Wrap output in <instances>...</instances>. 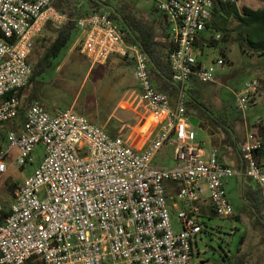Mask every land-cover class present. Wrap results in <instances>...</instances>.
Listing matches in <instances>:
<instances>
[{
  "label": "built area",
  "instance_id": "2783aa9c",
  "mask_svg": "<svg viewBox=\"0 0 264 264\" xmlns=\"http://www.w3.org/2000/svg\"><path fill=\"white\" fill-rule=\"evenodd\" d=\"M144 1L170 23L175 47L169 59L178 94L156 87L148 54L130 41L120 19L102 10L79 17L80 52L92 65L112 56L133 65L154 136L137 148L73 109L51 112L32 102L18 129L6 130L0 140V174L13 150L23 168L42 145L40 163L17 187L10 206L0 201V264L31 258L42 264H204L196 259L195 244L206 228L208 199L217 215L234 214L227 183L240 176L257 182L264 206V139L249 130L241 147L243 165H229L217 147L207 153L188 112L192 81L216 79V65L202 62L197 46L215 0ZM67 20L52 0H0V122L19 114L35 39L48 23L62 26ZM225 63L226 58L218 60ZM259 86L256 78L237 93L243 113ZM166 147L174 149L175 164L158 160Z\"/></svg>",
  "mask_w": 264,
  "mask_h": 264
},
{
  "label": "rangeland",
  "instance_id": "374dc122",
  "mask_svg": "<svg viewBox=\"0 0 264 264\" xmlns=\"http://www.w3.org/2000/svg\"><path fill=\"white\" fill-rule=\"evenodd\" d=\"M75 1L78 2L77 9L87 11L92 8L89 0ZM93 1L100 4L104 11L111 12L114 7L112 0H109L110 5L107 4L108 0ZM132 1L138 12L149 11L154 6L144 0ZM240 5L264 9V0H243ZM50 25L38 36L44 40L35 41L29 60L33 66L56 37L53 32L55 25ZM213 35L215 33L212 30L201 34L206 40L198 46V53L205 64L216 65V79L205 83L198 80L197 87L202 90L196 95L190 89L189 103L195 95L210 107L217 118H225L227 113L234 132L244 141L253 125L264 119V55L247 46L248 44H245L247 50H244L235 34L227 47L224 42L216 46L210 45L208 39ZM80 37V31L76 29L67 47L46 74L48 76L43 79L44 83L40 85L35 100L51 112L58 108L73 109L88 120L100 124L112 135L119 136L137 148L144 147L153 139L155 131L153 118L148 117L140 101L141 89L134 77L133 65L118 56L110 57L104 64L92 65L80 52ZM224 48L226 55L223 54ZM220 58H226V63L218 64ZM256 78L260 80L259 89L254 94L249 109L243 113L238 110L237 93ZM28 92L26 89L25 95ZM195 128L199 139L205 141V148L214 145L227 151L225 131L213 133V126L207 125L203 119ZM16 154L17 151L13 150L6 159L7 171L0 174V201L5 206L12 203L11 188L15 191L40 163L42 145L37 146L34 161L23 168L16 164ZM159 159L161 164H175L174 149L166 147L159 154ZM230 165L234 166V163ZM248 185L258 184L254 179L240 176L229 180L227 192L234 214L205 218L206 228L198 235V244H195L197 261H204V264H232L239 252L246 250L252 252L254 264H264V227L257 222L253 208L244 198V187ZM173 221L177 228L181 227L177 214Z\"/></svg>",
  "mask_w": 264,
  "mask_h": 264
},
{
  "label": "trees",
  "instance_id": "16d2710c",
  "mask_svg": "<svg viewBox=\"0 0 264 264\" xmlns=\"http://www.w3.org/2000/svg\"><path fill=\"white\" fill-rule=\"evenodd\" d=\"M112 1L114 2V7L110 12L111 16L121 20L123 26L128 31L130 41L139 43L143 51L148 54L151 62V77L156 87L176 96L178 89L172 82L174 72L169 59L170 52L174 49L175 43L170 37V23L167 16L156 6H153L149 11L138 12L132 0ZM52 2L58 10L67 14L68 20L61 27L53 26V32L56 34V37L49 43L41 58L34 66L32 65L33 72L30 81L20 92L23 96V101L19 114L11 121L0 122L1 142L5 139V131L8 129H18L29 105L37 101L35 99L39 94L40 85L44 83L43 79L48 76L46 74L61 56L63 50L71 40L74 31L77 29L76 20L92 11H104L100 4L93 0H89V3L90 7L95 8L88 9L87 11L77 9L78 2L75 0H52ZM107 4L110 5L109 0ZM48 26H51L50 23L46 25V28ZM207 30H212L215 33V35L208 39L210 45L216 46L220 42H224L227 47L232 43V35L235 34L244 50H247L245 44H248L247 46L264 55V9H253L249 6L241 9L238 3L215 0L213 17L205 31ZM40 40H44V38L37 37L35 39V41ZM205 40L206 38L204 36H200L197 40V46H201V43ZM223 54H227L225 48L223 49ZM197 81L198 79H194L192 81L194 82L192 85L193 88L192 86L190 88L196 92V95L202 90L197 87ZM26 89L29 90L27 95H25ZM238 110L240 109L238 108ZM188 112L205 120L207 125L213 126V133L215 131L220 133L221 131H225L226 137L224 138V142L231 143L238 148L239 164L237 167L243 165L244 154L241 148L243 139L241 140L239 134L234 132V126L230 121L231 119L226 115L227 113H225V118H217L210 107L195 95L193 96V101L190 103L188 101ZM251 131L257 137L264 139V119L254 124ZM262 154L263 152L259 151L257 156L261 157ZM11 190L14 195V189L11 188ZM243 195L253 208L257 216V222L264 227V206L260 187L258 185L245 186ZM212 213L213 216L217 215L214 210ZM252 258V252L242 250L234 258L232 264H254ZM203 263L205 262L203 261ZM25 264H42V262L38 259L31 258Z\"/></svg>",
  "mask_w": 264,
  "mask_h": 264
},
{
  "label": "crops",
  "instance_id": "0c3cea01",
  "mask_svg": "<svg viewBox=\"0 0 264 264\" xmlns=\"http://www.w3.org/2000/svg\"><path fill=\"white\" fill-rule=\"evenodd\" d=\"M243 0H240L239 3H238V6L242 9L243 7L245 6H242L240 5V2H242ZM194 82H192L191 86L193 85ZM191 116H196L194 114H190ZM198 117V116H197ZM199 118V117H198ZM201 121V119H200ZM200 123V122H199ZM226 137V135H225ZM224 137V138H225ZM225 143V142H224ZM218 145V144H217ZM214 147H217V146H210L209 148H206V151L207 153L210 152V150ZM220 151V158L221 160L224 162V163H227V164H231V163H234V166H238L239 164V156H238V148L233 146L231 143H225V148H227V151L224 150V148H219L217 147ZM204 215L205 217H212L213 216V213H212V207H211V203L209 201V199L204 203Z\"/></svg>",
  "mask_w": 264,
  "mask_h": 264
},
{
  "label": "water",
  "instance_id": "95a60500",
  "mask_svg": "<svg viewBox=\"0 0 264 264\" xmlns=\"http://www.w3.org/2000/svg\"><path fill=\"white\" fill-rule=\"evenodd\" d=\"M191 121L194 124V126H197L200 122V118H198L197 116H192Z\"/></svg>",
  "mask_w": 264,
  "mask_h": 264
}]
</instances>
